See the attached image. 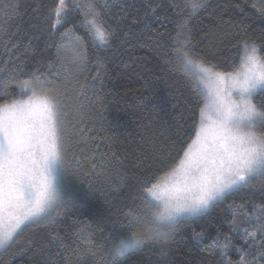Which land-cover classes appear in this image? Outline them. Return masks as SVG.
Segmentation results:
<instances>
[{"label": "trees", "instance_id": "1", "mask_svg": "<svg viewBox=\"0 0 264 264\" xmlns=\"http://www.w3.org/2000/svg\"><path fill=\"white\" fill-rule=\"evenodd\" d=\"M93 2L104 24L113 30L111 46L106 49L97 50L91 45L80 27L82 15L78 12L53 32L51 9L56 0H12L15 9L7 16L0 13V104L10 102L9 94L17 92L16 82L27 79L37 69L57 85L67 79L68 134L72 137L67 155L71 172L68 179L77 198L83 201L81 207H68L55 222L25 227L18 243L0 249V264H44L45 257L60 247V241L68 248L63 250L65 259L57 257L55 264H68L69 259L73 264H91L89 258L78 261L72 252L73 248L86 247L77 234L78 226H90L95 247L103 246V250L117 236L128 235L139 227L126 213L138 207L141 185L166 168L193 134L199 97L168 63L175 59L172 37L180 19L176 9L167 7L172 0ZM252 2L255 0H207L189 22L193 51L223 71L229 70V60L238 64L240 52L235 46L240 38L252 37L264 43V19L257 16ZM148 3L165 5L168 19L164 14L160 19H148L156 32L143 27ZM161 11L157 8V13ZM66 28H74L77 35L85 37L87 47V62L79 68L69 62L71 53L65 54L69 74L59 64L48 66L56 59L60 33ZM97 58L105 68L100 70V77L93 79L99 70ZM80 90L84 95L77 100ZM81 103L83 109L77 112ZM254 184L182 225L171 239L147 245L117 264H219L218 254L204 251L218 234L221 243L226 242L223 235L231 237L227 255L238 260L236 249L246 251L248 247L230 226L232 213L228 205L244 203L246 211L252 212V205L262 202L264 191L259 182ZM196 233H203V237L198 238ZM103 250L97 252L95 264H110Z\"/></svg>", "mask_w": 264, "mask_h": 264}, {"label": "snow or ice", "instance_id": "2", "mask_svg": "<svg viewBox=\"0 0 264 264\" xmlns=\"http://www.w3.org/2000/svg\"><path fill=\"white\" fill-rule=\"evenodd\" d=\"M206 3L207 0H172L167 5L176 9L180 17L172 37L175 59L168 63L173 66L172 71H179L188 81L199 97V106L194 114L192 136L166 168L143 182L138 207L126 213L140 226L130 230L129 239L122 242L119 261L141 252L147 245L171 239L190 220L205 215L231 195L255 187L254 181L264 188V43L252 37L240 38L235 46L240 52L238 64L229 60V70H218L217 65L193 51L189 22ZM15 7L12 0H0V13L5 16ZM251 7L264 19V0H255ZM157 8L161 13H157ZM164 9L163 4H147L142 21L146 31H157L148 23L150 16L160 19L164 14L168 19ZM77 12L82 15L80 27L91 45L97 50L110 47L113 30L104 24L93 0H56L51 9L52 31ZM5 48L8 49L7 44ZM68 52L74 67L87 62L85 37L77 35L74 28L60 33L56 59L49 62V68L59 64L69 74L71 69L65 63ZM96 63L99 70L93 79L100 77V70L105 68L101 59L97 58ZM16 88L15 95L9 94L11 102L0 104V249L5 250L18 243L25 227L55 222L68 207L83 206L68 179L71 172L67 155L72 137L68 134L67 79L57 85L37 69L27 79L18 80ZM83 95V90L78 91L76 99ZM82 109L81 103L76 111ZM261 200L252 205L250 213L244 203L228 205L233 231L239 232L244 244L256 251L237 248L239 259L233 261L227 255L231 237L223 235L226 242L221 243L218 234L204 251L218 254L219 264H264V191ZM238 213L245 215L248 227H236ZM77 234L86 247L73 248V254L78 261L89 258L95 264L97 252L103 246L95 247L90 226H78ZM196 236L202 238L203 233ZM67 248L60 241V247L45 257L44 264H55L57 257L65 259L63 250ZM103 251L110 257V264H117L108 248ZM68 264H73L71 259Z\"/></svg>", "mask_w": 264, "mask_h": 264}, {"label": "clouds", "instance_id": "3", "mask_svg": "<svg viewBox=\"0 0 264 264\" xmlns=\"http://www.w3.org/2000/svg\"><path fill=\"white\" fill-rule=\"evenodd\" d=\"M128 239H129V234L123 236H117L115 239L112 240V242L108 247L111 255L117 258V262L121 259V257L118 256V251L121 248L122 242L127 241Z\"/></svg>", "mask_w": 264, "mask_h": 264}, {"label": "rangeland", "instance_id": "4", "mask_svg": "<svg viewBox=\"0 0 264 264\" xmlns=\"http://www.w3.org/2000/svg\"><path fill=\"white\" fill-rule=\"evenodd\" d=\"M234 95V94H233ZM26 99V98H25ZM11 102V101H10ZM9 102V103H10ZM236 227L238 228H242V227H248V224L246 223V218H245V215L243 213H238L236 215ZM225 243V242H223ZM246 251H253L255 252L256 250L255 249H249L247 248ZM258 254V253H257Z\"/></svg>", "mask_w": 264, "mask_h": 264}]
</instances>
